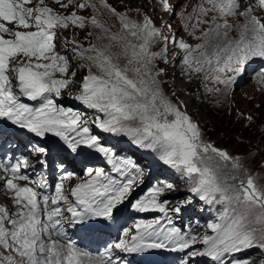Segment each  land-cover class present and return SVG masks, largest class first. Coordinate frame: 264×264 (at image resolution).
Returning a JSON list of instances; mask_svg holds the SVG:
<instances>
[{
  "label": "snow or ice",
  "instance_id": "1",
  "mask_svg": "<svg viewBox=\"0 0 264 264\" xmlns=\"http://www.w3.org/2000/svg\"><path fill=\"white\" fill-rule=\"evenodd\" d=\"M52 2L65 11L70 6L81 11L91 8L93 15H79L77 10L65 14L50 7L47 0H0V137L5 125L10 124L20 130L16 136L45 140L51 134L61 142L55 145L58 150L77 153L82 147L95 149L104 154L114 172L126 177V182L114 179L102 168H89V178L70 190L74 200L65 193L63 183L72 177L71 172L61 174L55 195L44 194L37 189L46 188L47 183L33 180L26 170L30 167L29 155L43 165L52 146L46 140L41 144L28 139L23 149L29 155L17 156L20 144L10 143L13 154L0 157V194L7 193L11 200V207L0 205V264H121L116 252L142 254L156 249L186 253L180 264H190L195 257H208L213 264H252L250 259L236 256L253 248L264 250V186L251 176L231 183L242 168L239 157L206 142L199 125L165 94L159 79L164 69H156L155 62H166L167 44L177 43L174 37L165 36L148 15L138 22L107 0H98L100 8L91 0ZM160 5L166 12L175 11L168 0H160ZM101 8L119 20L118 31L113 32L99 18ZM257 10L264 12V0L247 6L245 0H202L193 9L196 23L192 27H208L196 37L203 42L195 47L183 40L178 42L186 53L183 63L191 72L203 73L205 80L229 88L249 61L264 58V17L257 15ZM210 13V20L205 19ZM234 17L243 18V22L229 23ZM191 19V15L186 17ZM89 25L100 31L96 36L100 43H89L85 48L74 40H65L63 50L57 49L59 30L85 29ZM69 43L73 47H67ZM160 43L165 45L161 51L151 50ZM69 52L72 60L84 61L77 67L86 69L87 74L74 99L95 111L93 123L103 132L129 137L141 149L158 152L165 165L190 181V191L201 201L221 205L218 222L207 225L214 235L186 238L179 228L157 227L159 219L141 221L130 239L108 243L96 257L69 237L68 228L86 233L110 228L136 179L131 176L136 166L115 161L110 149L90 134L83 113L59 106L54 99L77 75L72 71L69 78ZM260 82L264 84V71ZM21 97L38 102V106L21 102ZM229 162L231 170H226ZM59 167L63 173V164ZM174 188L171 183L154 187L133 207L166 213L167 201L161 203L158 197ZM172 210L179 213L181 208ZM198 243L203 250L194 248Z\"/></svg>",
  "mask_w": 264,
  "mask_h": 264
},
{
  "label": "rangeland",
  "instance_id": "2",
  "mask_svg": "<svg viewBox=\"0 0 264 264\" xmlns=\"http://www.w3.org/2000/svg\"><path fill=\"white\" fill-rule=\"evenodd\" d=\"M253 0H245V6L248 4H254ZM66 3L67 0H64ZM77 3L80 0H76ZM92 3L100 8L98 0H91ZM107 2L119 12L127 13V15L138 22H142L143 17L148 15L154 22L155 26L161 28L165 36L174 37L177 43L169 42L167 44V60H157L155 62L156 69H164V75L159 77L162 81V87L165 94L178 103L183 111H186L192 119L199 125L203 139L211 143L213 146L227 151L233 157H239L242 164L241 170L235 172L238 176L236 181H230L231 183H239L240 180H246L248 176L253 177L258 185L264 186V84H258L260 75L264 71V64L258 62L257 58L249 61L245 65V69L242 75L237 77L236 82L226 90L223 85L215 84L211 80H205L204 74H196L191 72L187 66L183 63L185 51L178 46V42L183 40L195 47L196 44L203 41L197 39L202 32L207 29V24H201L197 28L193 29L192 25L196 23V17L193 15V9L202 2V0H168V2L175 7L174 13H169L163 10L160 5V0H107ZM256 2V0H255ZM50 7H53L57 11L62 13H70L73 10H77L79 15L91 17L93 15L91 8L84 10L74 9L70 6L66 11L52 2L47 0ZM99 18L111 28L113 32H116L120 28L119 20L109 14L106 10L100 9ZM257 15L263 16L261 11L257 10ZM192 16V19L186 20V17ZM213 13H210L205 19L211 18ZM243 18L234 17L229 18V23L236 24L242 23ZM185 23H188V27L185 28ZM166 25H171L167 27ZM93 33L89 36L88 33ZM100 35L98 29L89 25L85 29H79L70 27L68 30H59L57 38V49L63 50L65 40L76 41L78 44H82L85 48L89 43H100L96 40V36ZM230 35L235 36V32H231ZM106 43L107 41H103ZM67 47H73V44L69 43ZM165 47L164 43L152 46V51L159 52ZM69 59L72 62V67L69 69V78L72 71H76L77 75L73 79L68 87L62 90V95L56 99L59 106L65 108H72L75 111H79L84 116L92 120L88 123L90 128V134L95 135L97 138L103 137V131L100 130L93 121L95 120L96 113L94 110L87 109L79 101L74 99V96L79 94L80 86L82 84V78L87 74L86 69H79L77 65L84 63V61L72 60V53H67ZM253 66V68H252ZM95 71V69H93ZM243 81L240 83V77ZM57 78H61L57 74ZM208 88L213 91H207ZM220 88L221 92H216L215 89ZM70 91V92H69ZM175 93V95H173ZM67 94V95H66ZM101 115V114H100ZM251 117V121L247 118ZM101 118L103 116L101 115ZM124 136L129 139V137ZM131 141V139H129ZM120 142V139L115 140V143ZM132 142V141H131ZM134 148H126L129 152L124 157L126 165H135L139 168L136 175L135 182L132 185V191L127 198L120 204L116 210V221L119 223L120 239H128L130 235L136 234L137 225L132 217V210L138 211L133 205L140 199V192L143 194V199L149 196L150 189L154 188L149 186L156 178L152 179L150 183L146 184L153 173V168L148 165V161L144 158L142 150L152 151L150 149H141L132 142ZM157 154L159 153L152 151ZM116 153V152H115ZM105 165L108 164V159H105ZM160 173L165 175L169 179V183L175 185L174 190H166L163 194L159 195L158 201L163 203L167 201V212L145 213V218H151L155 215H160L164 229L171 228L166 225L168 219L175 225L176 228L181 227V222L184 217L189 213L186 205L197 207L195 214L196 220L201 225V228L196 233L189 237L195 236L201 238L204 235H214V233L207 227L209 223L218 222V216L222 211L220 205H208L204 201H201L198 196L190 191V181L182 176L181 173L168 165H165L159 158ZM139 163V166L135 164ZM164 165L166 169H162ZM137 168V169H138ZM231 170V164L229 162L228 168ZM112 173L116 174L112 169ZM123 177V175H121ZM131 178V177H128ZM121 183L126 180L120 181ZM191 200L190 203L187 201ZM0 205H8V200L5 197L0 196ZM202 206H205L204 209ZM180 207L179 213L172 209ZM119 217V218H118ZM118 218V219H117ZM157 220V219H155ZM150 222V221H149ZM158 227V225H157ZM128 230L127 236L124 235V230ZM202 244L194 245V248L203 250ZM191 250V249H190ZM172 253V260L170 262L161 261L158 264H180V260L186 257V253L178 252L175 255ZM128 253L119 254L118 257L123 264H137L136 262H130L126 258ZM237 259H250L252 264H262L264 262V250L259 248H253L244 252L243 254H237ZM190 264H213L208 257H195L191 259Z\"/></svg>",
  "mask_w": 264,
  "mask_h": 264
},
{
  "label": "trees",
  "instance_id": "3",
  "mask_svg": "<svg viewBox=\"0 0 264 264\" xmlns=\"http://www.w3.org/2000/svg\"><path fill=\"white\" fill-rule=\"evenodd\" d=\"M168 182L166 181V183H161L158 187H162L163 185L167 184ZM239 257V256H236Z\"/></svg>",
  "mask_w": 264,
  "mask_h": 264
},
{
  "label": "bare ground",
  "instance_id": "4",
  "mask_svg": "<svg viewBox=\"0 0 264 264\" xmlns=\"http://www.w3.org/2000/svg\"><path fill=\"white\" fill-rule=\"evenodd\" d=\"M262 14H263V16H264V12H261ZM70 92V91H69ZM67 95V94H66ZM1 197H3V196H1ZM7 199V198H6ZM151 260H155V259H153V258H151ZM128 264H130L129 262H127Z\"/></svg>",
  "mask_w": 264,
  "mask_h": 264
}]
</instances>
